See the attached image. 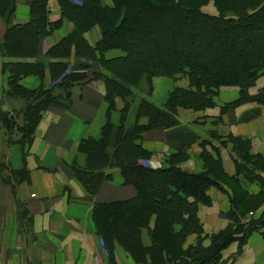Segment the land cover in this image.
Segmentation results:
<instances>
[{
  "label": "trees",
  "instance_id": "16d2710c",
  "mask_svg": "<svg viewBox=\"0 0 264 264\" xmlns=\"http://www.w3.org/2000/svg\"><path fill=\"white\" fill-rule=\"evenodd\" d=\"M46 1L30 0L29 21L17 24L12 23L15 0H0V15L7 25L0 42V55L15 59L2 63V71L7 74L6 94L24 100L19 122V116L15 115V119L11 120L0 106V120L6 139L10 144L19 142L29 145L42 113L49 107L67 108L72 87L94 79V73L90 76L88 72L64 73L68 67L74 69L67 60L72 51L75 56L92 57L94 50L99 54L109 49L122 50L125 53L123 56L102 60L110 70V77L104 79L108 118L101 127L99 138H86L80 142L79 151L86 155V164L84 167L74 164L72 170L91 198L105 181L112 178L111 168H118L123 184L132 186L135 193L128 198L95 202L92 211L95 230L102 237L110 261L114 260L118 244L137 264H215L222 250L238 240L231 226L215 236L212 234L209 245L201 241L189 245L185 244V240L188 233L202 232L197 215L198 203L210 204L207 189L218 186L217 179L174 165L156 168L142 165L138 160L147 157L150 151L144 150L137 140L150 129L174 124L173 112L177 107L214 105L215 96L222 86L239 87L238 99L244 101L248 89L260 75H264V35L256 47L245 46L243 51L247 52L242 53L243 73L236 75L225 71L217 73L210 64H202L197 56L191 54L163 67L158 61H149L144 54L133 55L131 42L135 40L136 28L147 32L146 23L158 24L161 18L178 20L184 25L182 27L196 26L210 34L245 30V42L260 33V29L264 30V0H213L217 15L206 14L200 9L207 0H111L110 6H103L100 0H58L62 18L69 19L75 26L72 34L61 38L45 52L53 59L49 65L51 80L57 81L59 86L27 88L21 84L23 77L36 75L41 79L44 76L42 63L27 59L40 55L43 39L58 28L62 20L49 21ZM94 26L99 27L100 38L94 47L85 48L80 43L84 42L82 34ZM141 38L149 41L148 36L142 35ZM250 51L255 53L254 58H251ZM82 66L87 68L86 64ZM155 75L184 76L189 83L185 88H174L163 108H156L146 100L137 106L135 114L139 111V116H146V123L131 127V124L123 123L122 118L118 124H112L109 120V112L113 109L110 96L123 99L129 93L130 85ZM125 112L124 105L121 114ZM11 127L20 135L16 142L11 139ZM19 174L21 179L26 176ZM263 198L264 193L258 196L260 200L257 204ZM231 216L239 221L235 213L232 212ZM260 224L264 229V217ZM249 231L247 229L244 233Z\"/></svg>",
  "mask_w": 264,
  "mask_h": 264
},
{
  "label": "crops",
  "instance_id": "0c3cea01",
  "mask_svg": "<svg viewBox=\"0 0 264 264\" xmlns=\"http://www.w3.org/2000/svg\"><path fill=\"white\" fill-rule=\"evenodd\" d=\"M29 1L15 0L12 23L22 24L29 21ZM107 1L110 2V0ZM47 3L49 21L62 20L60 26L43 39L40 55L30 59L44 64V76L41 79L36 75L23 77L21 83L26 87L46 86L52 81L49 65L53 59L47 56L44 50L61 38L72 34L75 29L72 21L62 18L58 0H48ZM106 4L110 5V3ZM6 27L3 17L0 16V42ZM82 36L84 41L80 42L82 46L94 47L100 38V29L94 26ZM72 52L67 58L69 65L85 63L91 67L87 63L91 62L90 64H95L94 70L102 72L99 66V53L96 50L93 51L92 57L75 56L74 51ZM12 59L0 55V102L3 101L10 110L20 109L24 105L21 99H5L1 95V88L5 86L7 75L1 71V64L4 60ZM85 60L87 61L84 62ZM151 81L154 86L153 91L146 92L144 98L158 107L166 103L174 87L188 85L180 84L181 81L174 82V79L166 76H155ZM230 87L220 89L216 104L210 109L212 115L218 113L219 102L231 101L237 97V88ZM252 88L251 92L259 93L260 100L227 110V118L233 119L231 111L237 110L234 115L235 123H240L243 127L242 131L236 128L237 131L244 136L252 135L253 148L264 153V76L259 77ZM116 102L119 103L111 113V119L118 124L123 104L119 98ZM107 111L105 84L101 79H92L85 84L74 86L67 108L49 107L42 113L29 145L10 144L6 139L5 128L0 122V226L7 231L11 227L14 228L16 233L13 236H17V240H20L23 253H29V256L23 254L19 264H36V260L42 258L41 249H45L49 257L57 259L55 262L50 261V264H105L95 260L98 235L90 216L92 206L95 202L131 197L135 193L134 188L116 181V175L121 178L120 172L118 168H111L109 171L113 172L115 179L105 181L91 198L74 176L72 166L74 164L85 166L86 155L79 151L80 142L86 138L100 137L101 127L106 122ZM134 114L135 110L132 108L127 115V124L132 122L131 118ZM195 117L197 114L194 113L193 118ZM142 118L140 122H147L146 117ZM193 122L190 125H197ZM229 124L231 126L227 128L235 132L233 121ZM198 130L199 128L196 127L190 128V131L194 133ZM155 132L152 130L144 134L149 139ZM145 140L144 136L143 143L154 154L152 157L157 158L156 149L150 147V142ZM153 164H156L155 161ZM11 169L27 170L28 180L21 179L20 176L14 178L10 174ZM20 206L26 208L31 218L32 230L30 228L25 230L24 216L26 214L13 217L16 210L20 209L21 214L23 209ZM198 207V214L205 229L214 230L216 224L219 225L218 227L224 225L218 222L219 218L216 216L213 204ZM9 237L13 239L11 235ZM37 264H42L41 260L39 263L37 261Z\"/></svg>",
  "mask_w": 264,
  "mask_h": 264
},
{
  "label": "rangeland",
  "instance_id": "374dc122",
  "mask_svg": "<svg viewBox=\"0 0 264 264\" xmlns=\"http://www.w3.org/2000/svg\"><path fill=\"white\" fill-rule=\"evenodd\" d=\"M47 2L48 0L46 1V3ZM100 3L103 6L108 5L106 3H110L111 5L112 1L110 0L109 2L107 0H100ZM200 9L204 13L210 15H217L218 13L213 0L205 1L203 4H201ZM227 14L230 13L228 12ZM182 26L184 25L178 20L161 18V21L158 24H151L147 22V32H145L143 28H136L134 32L135 40L131 42L133 55L144 54V57H147L149 61L154 63L158 61L161 63V65H164L163 67H165V65H167L168 63L182 60L184 57H186L187 54H191L193 56H197L202 64H210V66H212L217 73L220 71H225L226 73H229L231 75H236L238 73H243L242 68L244 61L242 58V53L245 54L247 52L243 51L246 48L245 46L247 45L248 48L256 47L260 43L262 35H264V30L260 29V33L254 34L252 38H249L248 41L244 42L243 37L246 34L245 30H240L236 32L233 31L229 34L215 31L210 34L209 31H202L196 26ZM150 32H152L151 35L149 34ZM209 34L212 36L211 39V36L208 37ZM259 34L260 37L258 36ZM142 35L148 36L149 41L146 39L144 41L140 40L142 39ZM213 41L214 43H212ZM243 44L245 45L243 46ZM46 50H44V52H46ZM124 54L125 53L120 49H109L103 54H99V66L101 67L102 72L94 70L93 66H95V64H90L91 62H87L91 67L87 65V68H82V64L84 65L85 63H80L77 65H73L74 69H70V67H68L64 71V73L68 74L70 72H83L84 74H87L88 72L89 76L91 75V73H94V79H101L104 82L105 78L110 77V70L108 69V66L103 63L102 60L107 58L121 57ZM249 54H251V58H254L256 56L255 53L252 51H250ZM31 58L27 59V61L35 62L33 60H30ZM95 58L97 59V57ZM13 60L15 59L4 61ZM61 60L64 59L62 58ZM86 61L87 60H85L84 62ZM42 65L44 66L43 63ZM78 65L81 66L78 67ZM155 76H151L146 79L142 78L136 81L133 86L130 85V91L128 94L125 95V97H123L124 100L119 96H110L109 101L113 109L109 112V120L112 124L115 123L111 119V113L114 111L115 108H117L119 103L116 102V99H121L123 104L122 108L124 105L126 108V112L123 115L120 113L119 122L123 118V123H128V112L132 108H134L135 110L137 106L139 107L140 104H142V102H146L144 94L146 92L150 93L153 91L154 86L151 79ZM261 76L264 75H260V77ZM169 78L174 79V82L181 81L180 84L189 83L186 77L182 79H178V77ZM4 85L5 86L1 88L2 98H12L6 94L8 86L7 75ZM52 85L54 88L55 86H59L57 81H51L48 85H46V87ZM187 86L176 87L185 88ZM230 86L237 88V97L231 101L223 103L219 102V104L217 105L219 107H217L218 113H214V115H212L210 109L214 108L220 89L222 87L231 88ZM253 86L248 89L244 101H239L238 99L240 95L239 87L234 85L222 86L220 87L217 95L215 96L214 105L202 108H190L183 106L177 107V110L173 112V117L176 121L174 124L170 126L155 127L153 129H150L146 131L145 134L152 130H155L156 132L152 134L149 139L144 134L140 140H137L139 143H141V147L144 150H148L145 144L143 143V139L145 136V139L150 142V147L156 149L157 158H153V153L148 150L150 151V154H148L147 157H142L140 160H138L139 163H141L142 165L144 164L152 168L168 167L170 165H174L189 172L209 174L210 177L212 176L214 177V179H217L218 186H212L208 188L207 194L210 197L211 201L209 205H214L216 216L219 218L218 222L220 221L221 225L223 223L224 225L222 227H218L219 225L216 224L214 226V230L205 229L198 214L199 207H197V215L202 225V232L199 234L195 232L190 234L188 233L185 240V244L189 245H193L194 243L200 241L204 245H209L210 237L212 234H214L215 236L216 233H218L219 231L226 229L228 226H231V229L235 230V234L238 240L231 242L227 247L222 250L221 254L219 255L218 261L215 264H264V229L263 227H261L260 224L261 219L264 217V198L260 204H257L258 201L261 199L260 198L258 200V196L264 193V189L263 192L260 193L262 188H264V153L261 151L259 152L255 148H253L252 135L244 136L241 132L237 131V129L241 131L243 130L242 125L240 123H235L236 120H234V115H236L237 110L231 111L233 119L230 120L229 118H227V110L235 109L251 101L260 100L259 93L251 92ZM73 88L74 87H72L71 90H73ZM56 89L60 90L59 88ZM229 90L233 91V89ZM172 91L173 89L170 91V95L172 94ZM12 99L20 98L17 97ZM150 104L156 108L158 107L154 103L150 102ZM165 104L166 103H164L162 107L158 108H163ZM20 109H7L3 111H5L7 115H9V118L10 115H13L14 118H10L11 120L15 119V115L19 116V122ZM194 113L197 114V117H195V119L193 118ZM139 114L140 113L138 111L136 114L133 115V118H131L132 122L129 123L131 124V127L136 124H144L139 120L143 119L142 117L146 116H139ZM136 118L138 119V121L135 122ZM231 121H233V125H235L234 128H237L235 132H232L230 128H227L231 126V124H229L231 123ZM0 122L2 125L1 120ZM191 122L197 125H190ZM192 127L199 128V130L194 133L190 131V128ZM7 133L9 134V131H7ZM11 133L12 141L16 142V140H19L20 135L15 128L11 127ZM11 144H19V142ZM152 159L157 165L153 164L154 161H152ZM19 172L26 175L23 179L28 180L29 174L27 170L11 169L10 174L16 178L17 176H20ZM111 173L112 178H110V180H114L115 178L113 176V172ZM116 178V181L123 183V178H119V176L117 175ZM189 200H192V198H189ZM200 205L209 206L208 204L198 203V206ZM93 207L94 204L90 213L91 220ZM20 208H22L26 214L24 216L25 230L27 228L31 229L32 222L31 218L27 214L26 208H24L23 206H20ZM23 210H21V214L20 209L16 210V214L13 217L22 216ZM232 212L238 216V222L232 219L234 217L231 216ZM86 218L87 217L85 216V219ZM0 227V264H19V261L22 259L24 253L21 249L22 244L20 240H17V236H13L16 231L12 227L9 231H7L2 226ZM247 229L251 231L245 234L244 232ZM9 235H11V237L13 238L12 240L10 239ZM96 235H98L97 232ZM97 237L99 244L97 243L95 260L98 263L137 264L136 262H134L128 252L118 244L115 247L114 260L110 261L108 256V250L105 247L102 237H100L99 235ZM47 247L49 248V246ZM46 252L47 251L45 249L40 250L42 258H38V260H36V264L37 261L39 263V260H41L42 264H50V261L55 262L57 260L56 258H52L46 255ZM24 256H29V253L26 252Z\"/></svg>",
  "mask_w": 264,
  "mask_h": 264
},
{
  "label": "water",
  "instance_id": "95a60500",
  "mask_svg": "<svg viewBox=\"0 0 264 264\" xmlns=\"http://www.w3.org/2000/svg\"><path fill=\"white\" fill-rule=\"evenodd\" d=\"M0 104L2 106L1 107L2 110H7L8 109L7 105L3 101H1ZM10 118L13 119L14 118L13 115H10Z\"/></svg>",
  "mask_w": 264,
  "mask_h": 264
}]
</instances>
